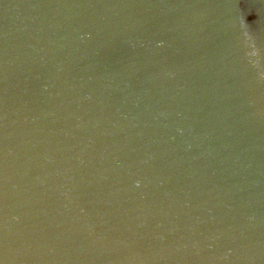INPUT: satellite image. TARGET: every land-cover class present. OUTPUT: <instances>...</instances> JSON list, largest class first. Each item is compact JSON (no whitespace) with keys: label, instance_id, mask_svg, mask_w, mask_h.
Masks as SVG:
<instances>
[{"label":"water","instance_id":"1","mask_svg":"<svg viewBox=\"0 0 264 264\" xmlns=\"http://www.w3.org/2000/svg\"><path fill=\"white\" fill-rule=\"evenodd\" d=\"M238 1L0 0V264H264V0Z\"/></svg>","mask_w":264,"mask_h":264},{"label":"flooded vegetation","instance_id":"2","mask_svg":"<svg viewBox=\"0 0 264 264\" xmlns=\"http://www.w3.org/2000/svg\"><path fill=\"white\" fill-rule=\"evenodd\" d=\"M238 2H241V0H239ZM241 10H242V9L238 10V12L241 13ZM261 19L264 20L263 16H261ZM248 45H249V44H248ZM250 47H251V46H250Z\"/></svg>","mask_w":264,"mask_h":264}]
</instances>
